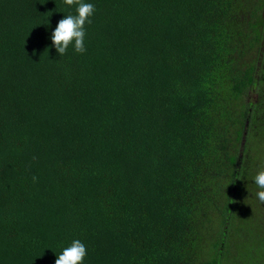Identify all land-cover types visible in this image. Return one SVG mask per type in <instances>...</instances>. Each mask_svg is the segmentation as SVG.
Instances as JSON below:
<instances>
[{
  "label": "trees",
  "instance_id": "trees-1",
  "mask_svg": "<svg viewBox=\"0 0 264 264\" xmlns=\"http://www.w3.org/2000/svg\"><path fill=\"white\" fill-rule=\"evenodd\" d=\"M85 2L86 51L59 56L75 5L0 0V264L75 239L84 264H227L264 227L242 210L264 170V0Z\"/></svg>",
  "mask_w": 264,
  "mask_h": 264
},
{
  "label": "clouds",
  "instance_id": "clouds-1",
  "mask_svg": "<svg viewBox=\"0 0 264 264\" xmlns=\"http://www.w3.org/2000/svg\"><path fill=\"white\" fill-rule=\"evenodd\" d=\"M67 6H76V14L65 15L60 19L51 34L52 44L59 56L66 54L70 46L74 47L76 53L83 54L86 51L85 25L91 24V17L95 12L92 3L85 0H63ZM37 178L34 176L33 181ZM254 182L260 191H257L256 197L264 203V170L259 171L254 177ZM87 256V248L79 239L71 242L70 246L65 247L57 256L55 264H84Z\"/></svg>",
  "mask_w": 264,
  "mask_h": 264
},
{
  "label": "rangeland",
  "instance_id": "rangeland-1",
  "mask_svg": "<svg viewBox=\"0 0 264 264\" xmlns=\"http://www.w3.org/2000/svg\"><path fill=\"white\" fill-rule=\"evenodd\" d=\"M254 98L256 94H251ZM249 150L250 157H256L260 159V161H256L253 163L255 168L261 163L264 164V141L258 139H252L250 142ZM258 168H261L258 167ZM242 210L246 213L249 212V219H256L258 214L261 213V216L264 217V203H261L256 195L250 196L248 201H243ZM243 228H239L235 234H233V240L235 242L233 255L229 258L227 264H263L264 263V227L254 228V232L250 233L253 227L242 226ZM262 251V256L258 254V252ZM235 261V262H234ZM250 262V263H249Z\"/></svg>",
  "mask_w": 264,
  "mask_h": 264
},
{
  "label": "water",
  "instance_id": "water-1",
  "mask_svg": "<svg viewBox=\"0 0 264 264\" xmlns=\"http://www.w3.org/2000/svg\"><path fill=\"white\" fill-rule=\"evenodd\" d=\"M245 140H243V142H244Z\"/></svg>",
  "mask_w": 264,
  "mask_h": 264
}]
</instances>
